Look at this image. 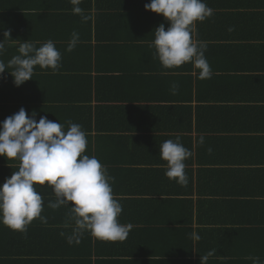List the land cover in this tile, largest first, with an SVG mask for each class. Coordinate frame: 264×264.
I'll return each instance as SVG.
<instances>
[{
	"label": "crops",
	"instance_id": "1",
	"mask_svg": "<svg viewBox=\"0 0 264 264\" xmlns=\"http://www.w3.org/2000/svg\"><path fill=\"white\" fill-rule=\"evenodd\" d=\"M120 1L101 40L95 7L80 6L92 16L87 22L72 9H55L72 5L69 0H26L20 1L25 10H1L0 40L10 44L0 57L6 64L22 43L16 35L37 47L53 40L62 59L56 72L36 66L19 87L10 68L0 74V122L23 107L37 121L46 116L66 129L69 121L80 124L88 140L84 154L114 178L118 220L133 227L124 241L86 231L70 244V207H48L56 200L53 189L35 185L47 223L34 219L26 234L0 223V264H201L210 251L207 264H253L249 257L264 264V22L252 20L264 6L205 0L214 14L197 22L195 38L207 45L212 76L200 79L191 63L162 67L153 42L156 28L167 30L169 22L145 9L151 0ZM73 32L79 43L67 51ZM93 48L98 60L89 53ZM177 137L192 152L185 161L187 186L165 175L160 156V145ZM18 168V161L0 156V185Z\"/></svg>",
	"mask_w": 264,
	"mask_h": 264
},
{
	"label": "clouds",
	"instance_id": "2",
	"mask_svg": "<svg viewBox=\"0 0 264 264\" xmlns=\"http://www.w3.org/2000/svg\"><path fill=\"white\" fill-rule=\"evenodd\" d=\"M72 12L87 22L89 16L79 5L83 0H69ZM145 9L160 14L169 22L167 30L160 24L155 31L153 46L155 55L165 69L180 67L191 63L198 71V78L210 79L212 69L205 57L207 45L197 40V22H204L212 17L213 9L205 0H151ZM230 31L232 29H229ZM11 37L5 32L4 37ZM79 42V34L72 33L67 51H72ZM37 43L25 41L18 44V54L7 64L0 59V74L8 71L19 87L32 79L36 66L56 72L61 68V52L53 40L49 39L37 47ZM6 45L0 40V57L5 53ZM179 85H171L176 94ZM21 107L15 114L0 122V156L19 162L18 171L11 174L0 185V223L13 231L27 233L28 226L34 219L47 223L41 215L44 199L35 185L51 187L55 202L48 207L58 209L70 207V219L74 221L73 234L68 237L71 244L80 243V237L87 231L103 241H124L131 224H121L118 220L122 205L115 198L112 188L114 180L107 168L95 156L85 153L88 140L82 126L71 121L67 129L64 124L54 122L41 116L36 119ZM199 144L204 137H199ZM211 152V149H209ZM192 152L177 137L160 145V156L166 161L165 175L181 186H187L185 161ZM194 240L200 236L193 232ZM214 251L201 257V264H207ZM253 264H261L258 257H249Z\"/></svg>",
	"mask_w": 264,
	"mask_h": 264
},
{
	"label": "trees",
	"instance_id": "3",
	"mask_svg": "<svg viewBox=\"0 0 264 264\" xmlns=\"http://www.w3.org/2000/svg\"><path fill=\"white\" fill-rule=\"evenodd\" d=\"M21 2L22 1H26V0H20ZM19 0H0V14H2L1 10L3 11H7V10H18L19 11H22V10H25L28 8V6L25 4H22L20 3ZM107 1V0H105ZM115 2L116 5H113V4H106L108 9H106L102 3H101V0H83V2L79 5V6H82V8H85L87 10H89V12L91 10L94 9V7L96 8V12H95V18L97 19V23H96V27H95V36H96V39L97 40H101V36H100V30L101 28L103 29H107L109 28L110 30H112V27H113V24L114 22H112L110 19L113 18L116 16L114 13H113V9L117 8H121L122 6H118L120 4V0H112ZM264 0H259V1H255L253 2L252 6L254 8H261L262 6H264V3H263ZM19 3V4H18ZM85 3V4H84ZM69 7H71L72 5H68ZM67 5H62L61 3H59V5L55 6V9H57V11L60 10V12L62 11L63 14H69V13H66V10H69V9H72L71 8H67L68 7ZM54 12V11H53ZM87 15L92 18L91 14L90 13H87ZM252 20H253V24L255 25L256 23H260V22H264V12H260L259 9H255L252 13ZM112 22V23H111ZM16 39L20 40L22 43L25 42V36H19V35H16L15 37ZM89 40L90 39V36H89ZM87 42V41H86ZM91 42V41H90ZM79 43V42H78ZM8 45V44H7ZM82 45H84V43H82ZM86 46V45H85ZM90 46V45H89ZM8 48V47H7ZM92 48V47H91ZM90 55H93V57H95V60L97 58V55H98V49H94L92 50V52H90ZM98 60V58H97ZM95 64H96V61H95ZM93 67V66H96L93 64V62L91 61L90 62V67ZM90 81L92 83V77H90Z\"/></svg>",
	"mask_w": 264,
	"mask_h": 264
}]
</instances>
